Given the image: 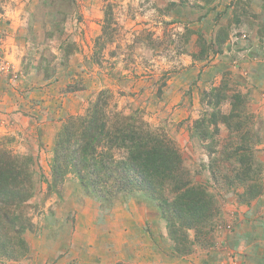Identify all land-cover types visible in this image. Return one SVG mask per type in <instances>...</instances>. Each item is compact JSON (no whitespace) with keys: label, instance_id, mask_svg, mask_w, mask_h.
I'll list each match as a JSON object with an SVG mask.
<instances>
[{"label":"rangeland","instance_id":"1","mask_svg":"<svg viewBox=\"0 0 264 264\" xmlns=\"http://www.w3.org/2000/svg\"><path fill=\"white\" fill-rule=\"evenodd\" d=\"M102 89L165 129L215 198L201 233L172 234L140 192L104 201L71 174L49 185L62 120ZM5 136L39 167L22 206V254L0 264H264V0H0ZM248 178L260 193L245 194Z\"/></svg>","mask_w":264,"mask_h":264},{"label":"trees","instance_id":"2","mask_svg":"<svg viewBox=\"0 0 264 264\" xmlns=\"http://www.w3.org/2000/svg\"><path fill=\"white\" fill-rule=\"evenodd\" d=\"M104 23L99 39L108 34L107 14ZM94 98L83 113L62 120L49 185L58 187L71 174L88 193L104 201L140 192L155 201L172 234L182 227L201 233L218 206L212 194L190 178L175 140L141 116L124 113L110 89L100 90ZM232 104L237 108L238 104ZM235 108L222 115L225 123L239 116ZM212 117L216 125L217 113ZM207 120L203 117L196 125L202 137L209 135L202 127ZM10 143L8 136L0 140V256L7 258L22 254V206L33 196V176L39 167L34 156L16 153ZM238 161L245 164L242 154ZM255 178H248L254 182L245 184V194L260 193Z\"/></svg>","mask_w":264,"mask_h":264}]
</instances>
